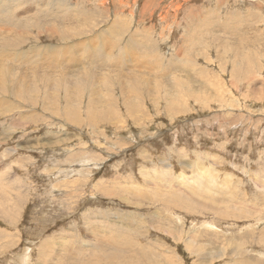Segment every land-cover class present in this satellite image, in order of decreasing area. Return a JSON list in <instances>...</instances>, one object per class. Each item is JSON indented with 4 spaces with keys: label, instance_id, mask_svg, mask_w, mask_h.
<instances>
[{
    "label": "rangeland",
    "instance_id": "obj_1",
    "mask_svg": "<svg viewBox=\"0 0 264 264\" xmlns=\"http://www.w3.org/2000/svg\"><path fill=\"white\" fill-rule=\"evenodd\" d=\"M14 1L0 264H264V0Z\"/></svg>",
    "mask_w": 264,
    "mask_h": 264
},
{
    "label": "bare ground",
    "instance_id": "obj_2",
    "mask_svg": "<svg viewBox=\"0 0 264 264\" xmlns=\"http://www.w3.org/2000/svg\"><path fill=\"white\" fill-rule=\"evenodd\" d=\"M14 4H16L17 6H19V5H21V3H18L17 2V0H15L14 1ZM2 10V8L0 7V11ZM10 11H12V10H10ZM9 18H11V17H8L7 16V14H6V12L5 13H3L1 16H0V20H7V19H9ZM141 74V73H140ZM140 76V75H139ZM141 77H143V76H141ZM140 82V81H139ZM142 82V81H141ZM140 82V83H141ZM148 82V81H147ZM150 83V82H149ZM148 83V84H149ZM155 83V82H154ZM142 84V83H141ZM150 85V84H149ZM142 86V85H141ZM143 88V87H142ZM147 89H148V87H147ZM149 90V89H148ZM144 91V90H143ZM140 99H142V98H140ZM130 108V107H129ZM172 150V149H171ZM200 164V163H199ZM188 165V164H187ZM201 165H203V164H201ZM196 166H197V164H196ZM166 167H168V165L166 166ZM165 167V168H166ZM200 168H202L201 166H198L197 167V170L196 171H200ZM212 172H213V170H209V169H207V171H206V176L205 177H201L200 178V176L198 177V176H196V177H182V181H184V183H190V182H192V181H194V180H197L200 184H202V185H209V184H211L212 183V181H213V175H212ZM147 173V172H146ZM164 173V181L167 183V179H166V177H165V175H167V171H164L163 172ZM204 173V172H203ZM158 174H161L162 175V173H158ZM157 173H156V175H158ZM181 174H183V173H181ZM198 174V173H197ZM155 175V176H156ZM199 175V174H198ZM151 176V175H150ZM178 176V175H177ZM152 177H153V174H152ZM158 178V177H157ZM156 178V179H157ZM159 178H160V176H159ZM204 178V179H203ZM162 179V177L160 178V180ZM158 180V179H157ZM160 180H159V182H160ZM163 180L161 181L162 183L164 182ZM204 184H203V183ZM126 227V226H125ZM137 245V244H136ZM25 256H26V250L20 255V256H18V259L16 260V262L14 263V264H21V262L22 261H24L25 260ZM67 257H69V258H71L70 256H67ZM68 258V259H69ZM71 259H73L72 260V262L73 261H75L74 260V258H71ZM67 260V259H66ZM67 262H70V261H67Z\"/></svg>",
    "mask_w": 264,
    "mask_h": 264
}]
</instances>
